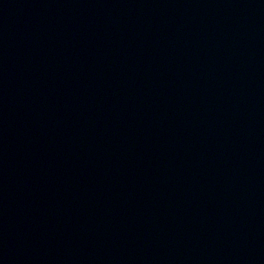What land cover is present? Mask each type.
I'll return each instance as SVG.
<instances>
[{"label": "water", "instance_id": "obj_1", "mask_svg": "<svg viewBox=\"0 0 264 264\" xmlns=\"http://www.w3.org/2000/svg\"><path fill=\"white\" fill-rule=\"evenodd\" d=\"M0 264H264V0H0Z\"/></svg>", "mask_w": 264, "mask_h": 264}]
</instances>
